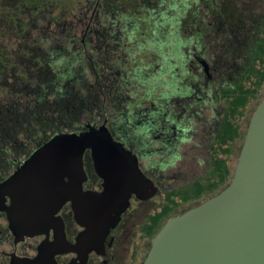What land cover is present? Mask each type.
I'll return each mask as SVG.
<instances>
[{
    "label": "trees",
    "instance_id": "16d2710c",
    "mask_svg": "<svg viewBox=\"0 0 264 264\" xmlns=\"http://www.w3.org/2000/svg\"><path fill=\"white\" fill-rule=\"evenodd\" d=\"M91 16L94 35L106 40L113 31L124 34L132 50L144 43L162 52L171 38L178 51L188 45L180 73L187 79L186 90L199 96L200 80L190 79L184 67L190 58L200 68L204 61L212 74L208 84L214 96L209 102L222 105L208 132L205 172L191 184L163 191L159 206L143 224L150 243L168 219L187 205L214 197L232 178L230 164L236 165L249 121L264 99V0H0V182L44 141L79 131L84 116L90 118V108L81 107L79 87L108 99L101 74L91 82L82 74V66L97 64L95 56L84 55L82 32L68 31L87 25L82 20ZM150 68L138 69L141 81L149 80ZM157 169L162 179L163 171ZM7 233L0 222V235ZM5 240L0 238V264H10L1 253Z\"/></svg>",
    "mask_w": 264,
    "mask_h": 264
},
{
    "label": "water",
    "instance_id": "95a60500",
    "mask_svg": "<svg viewBox=\"0 0 264 264\" xmlns=\"http://www.w3.org/2000/svg\"><path fill=\"white\" fill-rule=\"evenodd\" d=\"M202 65L207 71L206 63ZM85 149L103 181L100 193L81 192ZM156 192L140 172L136 156L114 142L102 125L79 134H57L35 150L0 183V212L17 240L34 235L62 203L71 201L85 227L81 247L86 256L87 246L95 243L92 238L98 235L101 243L131 195L145 200ZM10 257V264H42L40 256ZM142 264H264V99L249 121L229 184L168 219L151 239Z\"/></svg>",
    "mask_w": 264,
    "mask_h": 264
},
{
    "label": "flooded vegetation",
    "instance_id": "af4514ba",
    "mask_svg": "<svg viewBox=\"0 0 264 264\" xmlns=\"http://www.w3.org/2000/svg\"><path fill=\"white\" fill-rule=\"evenodd\" d=\"M90 22L92 23V16L89 20H87L86 22L88 23L87 25L83 24L82 28H84V31L82 35L80 36L82 38L80 42L83 43L81 45L82 47L85 46L84 55L87 56L88 54H92L93 56H95V58L97 59V64L95 65V67L91 65L90 71H86L84 68V70L82 71V74L84 78H86V82L92 81V80L89 81L87 79V76H89L90 74H94L95 78L93 80H95L97 78L96 76L98 75V73L101 74V76H103L105 80L110 82V85L108 83V89H109L108 99H107L108 106L109 107H111V105L114 106L115 101H118L117 102L118 105H116L117 103L115 105L119 107L122 105V97H123L122 92H124L123 88L120 86L121 83L124 82V80H126L124 85L125 84L130 85L131 83L136 84L138 83V80H140V77L137 75V71L139 70L132 69V68L130 69V66H131L130 63L132 62L131 61V55H132L131 51H134L133 53L138 54L137 52L139 50L141 52H145L149 50V49L146 50V48H151V50H154V48L148 47V45L145 46V44L143 43L142 44L143 47H139L137 48V50H134L136 49L134 47V49L132 50V47L129 41L127 40V36L124 34L118 35L114 31L111 32V34H113L112 36L107 37L106 40H102L101 36L94 35L96 34V32H94L96 29V26L94 25L90 26ZM116 35L118 36L116 37ZM90 38L93 40L89 42L88 41L85 42L86 39H90ZM98 39H100L102 43ZM117 43L121 44L122 48ZM99 44L101 46H99ZM99 49L100 50L102 49L105 51L102 54L101 58L97 54V53H100ZM154 53H152V55ZM156 54L158 55V58L160 59L161 58L160 52L159 53L157 52ZM156 54H154V56ZM104 57H105V60L107 61L106 69L103 63ZM99 59H101L100 64L98 63ZM188 61H189V66H187V70L189 73L191 72V74H189L190 79L197 77V80H200L202 84V88L197 91V95H199L197 96V99H200L202 97V94H203V97H206L205 96L206 91H207L206 94H208V92L210 93V89H208L206 86H209L208 78L212 76L211 69L209 65L206 63L208 70L207 71L204 70V67L202 65V62L204 61L201 62V66H202L201 68L199 66L196 67L195 63L198 64L197 59L190 58ZM184 62H187V60L184 59L183 62H181L179 65L182 66ZM194 66L196 68H194ZM198 68L202 69L201 75L199 73L197 75L195 74ZM127 69H129V71ZM194 69L195 71L193 73ZM200 69L198 70L200 71ZM203 73L205 75H203ZM175 75L176 73L172 74V77ZM114 78L118 79V83L115 81ZM176 78L177 77L175 76L174 80ZM81 88L79 87L80 92L83 89ZM175 93L177 94V92ZM128 95L131 96L130 93ZM170 95L172 94L170 93ZM163 98H164L163 95L155 98V101L153 102L156 103V106L158 108L160 106V108L155 109L154 112H151V114H149V112L144 108V106L140 105L142 103L141 100H133L131 101L132 104L130 105V107H128V110L126 109L124 110L125 108L124 107L122 111L119 110L117 112V114L121 115V120L118 123H117V120H118L117 116L113 118L109 114V118L114 120V122H110L109 124L106 121H102L100 119H96L95 117H92V113L90 112L89 113L90 118H88L87 116H84L81 122V127L79 128L80 129L79 131L64 132V133H59V134H69V133L79 134L85 131L87 127H94L98 129L102 125L105 126L109 124L107 125L108 127L107 130L112 136L113 141L121 144L122 147L132 152V154L136 156L137 162H138V168L140 172L144 175V177L148 178L151 181L148 174L142 171L141 169V165H140L141 158L142 156H145L147 153L145 154L146 151L141 152V148L139 144H141V146L143 147H147L148 145L151 146V143L158 142V144L160 145L159 147L160 149H156L155 152L162 155L163 151L165 150V152H168L169 155L172 156L171 158L168 159V161L172 162L176 153H178L177 152L178 148L173 151L172 149L169 151V148H170L169 146L173 148V146L177 147L187 141H192L193 139L196 140L195 135L189 134L190 127L188 126V124L186 125V123L183 122V119L176 120L177 119L176 114H179L178 112L172 114V112L168 110L167 112L170 114V116L163 118L164 112L161 107L162 103L168 104V102L171 101L173 96L168 95V97L165 99L166 101L163 100ZM178 98L179 100H182L181 108L183 109L185 106L184 102H186L188 98L193 99L195 97L193 94L190 95V92L189 90H186V85H185L183 93ZM102 106H104L103 103H102ZM108 106L107 108H105L104 106L103 108H100V110L102 109V111L106 113L108 110ZM143 117L145 118L156 117L155 119L156 121L152 124L149 123L150 125L148 124V122L142 123V126L143 125L144 126L143 127L141 126L142 128L141 131L143 132L140 134H142V136H145L146 138L141 137L142 138L141 139L139 134H133L132 131H135L136 130L135 128H138L137 127L138 122L144 121ZM145 121H147V119ZM212 125L214 124L213 123L208 124L207 125L208 127L204 128L205 133L202 137V142H205V144L208 143L207 140H209V135H210V134L208 135V132L210 128L212 127ZM130 128L133 130L128 132ZM126 129H127L126 136H128L127 138L124 136H121L122 131H125ZM158 135L159 136L165 135V137L159 138ZM148 136H151L152 138L147 139ZM52 137L44 141L35 150L41 147L44 143L48 142ZM131 140L134 141L133 146L130 143ZM35 150H33L29 154V156H27L23 161H21V163L17 165V167H15L10 172V174L0 183L6 181L10 176H12L17 171V169L23 164V162L26 161ZM205 156L208 158L207 150H205V155L203 156L204 158H201L200 156L201 165L203 161L204 162L206 161ZM82 167H83L84 177L81 178V182H80L81 192L83 194L84 193H100L102 191L103 181L98 176L96 171L94 170V165H93V161H92V157H91V153L89 149H85L83 152ZM203 168L205 170V167ZM161 180L164 181V178L162 177ZM64 181L67 182L68 179L64 178ZM192 182H194V180ZM184 185H186V183L180 186H184ZM156 189H157V192L153 196L145 200L141 198L142 196L138 198L135 195H131L129 198V204L127 208L122 212V214H120L119 219L117 223L114 225V227H111L108 230V232L105 234L101 243L98 241V237H99L98 235H95L94 238H92L94 239L95 243L89 244L87 246V247H90V250L86 254V256H84V251L82 249L83 247H81L82 246L81 238L83 237L85 227L83 225V220L76 218L74 211L72 209L71 201H66L62 203L59 209L57 210V212L55 213L54 218L49 219L48 220L49 222L45 227L36 230V233L35 234L33 233L34 235L23 236V238L18 237L17 240L15 239V237L11 234L10 230L8 229V222L6 220L5 213L0 212V222L6 226L7 231H8L6 235H2V236L0 235L1 236L0 238H3V236L6 237L3 250L1 251V253H3L5 256L8 257L9 262L11 260L10 256L14 255L17 258L29 259V260H34L38 256H40L41 257L40 260L42 264H48L50 262L52 264H125V260L123 259L124 257L120 256V253L123 247L122 244H124L125 241H129L128 237L133 231L134 234L138 235L140 246L137 249L136 248L134 249L131 259H129V262L127 264H142L143 260L145 259L147 249H148L147 243H146L147 239H146V235H145V231L143 227V224L148 215L144 213L143 219L135 223L133 228H130V225L133 223V220L136 218L137 213L141 212V209L143 208L146 202H148L155 196L156 197L158 195L162 196L163 191L169 188L167 186H164L163 188H156ZM9 204H10V201L8 198H6L5 205L8 206ZM190 206H194V205L193 204L187 205L185 208L190 207ZM6 248H8L9 250L6 251Z\"/></svg>",
    "mask_w": 264,
    "mask_h": 264
},
{
    "label": "rangeland",
    "instance_id": "374dc122",
    "mask_svg": "<svg viewBox=\"0 0 264 264\" xmlns=\"http://www.w3.org/2000/svg\"><path fill=\"white\" fill-rule=\"evenodd\" d=\"M139 18V16H138ZM80 19V17L78 18ZM69 20H73L72 18ZM88 19H83L82 22L86 23ZM85 25V24H84ZM75 28H70L68 29V27H65V30L68 29V31L70 30L71 32H80L84 31L83 24L79 27V25H75ZM143 30V29H141ZM105 32V31H104ZM82 33H80L79 36L82 35ZM174 37V36H173ZM160 38V36H159ZM175 38V37H174ZM158 39V38H157ZM103 40V39H102ZM159 42V40H157ZM171 42V44L169 45L170 47H165L162 49V52H160V56L161 58L158 59L156 56H153L152 53H154V50H151V48H148V51L145 52H141L140 50L137 52L138 56L136 55L135 58L131 59V63H130V69H140V71H144L146 69V67H149V65L151 66L150 68V77L149 80L147 82H143L138 80V83L133 84L131 83L130 85H124L125 81L121 83V87L123 88V97H122V107L121 106H116L118 105V101H115L114 106L111 105V107L108 106V100L104 99V97L97 95L94 96L91 92V94H88V91H86L85 86H82L83 89L81 90V94L80 96L82 97V104L81 107L85 108L88 107L91 110L87 111L88 113H92V117H95L96 119H100L102 121H106L110 124V122H114L113 119L109 118V114L111 117H116L118 118L117 123L121 120V115L117 114V112L120 110L122 111L123 108L124 110H128V107H130V105L132 104L131 101L133 100H141L142 103L140 104L141 106H144V108L149 112V114H151V112H154L155 109H159L156 106V103L153 102L155 101L156 97H159L161 95L166 97L169 96H173V98L171 99V101L168 102V104H163L162 103V109H163V118L170 116V114L167 112L168 110H170L173 113H179L176 114L177 115V119L176 120H180L183 119V122L186 123V125L188 124V126L190 127L189 130V134L195 135L196 136V140H192V141H187L185 143H182L179 146H173V148L171 146H169V151L172 149L175 150L178 148V153H176L175 157L173 158V161H168L169 158H171L172 156L169 155L168 152H165V150L163 151L162 155L158 154L157 152H155L156 149H160V145L158 144V142L155 143H151V146H147V147H143L140 145L141 148V152H145V156H142L141 161H140V165H141V169L142 171L146 172L148 174V176L150 177L151 181L154 183L153 185L155 186V188H163L164 186H167L169 189H175L178 188L180 185L186 183H191L193 180H195L196 178L199 177V175H201L205 170L201 165V158H204L203 156L205 155V142H202V137L205 133L204 128L208 127V124H216V116L219 114L218 110L220 107H222L221 104H219L218 102H213L212 104H210V99H212V97L214 96V93L212 92V89L210 90V93L206 91L205 96L202 97L200 99H197V97L195 98H188V100L185 103L184 108L182 109V100H179V96H181V94L184 91V87L186 85V78H183L180 76L181 73V69L182 66H180L179 64L181 62H183L184 58H186L187 56V49H189V46L186 45L184 49H180V51H178V49H176V47L178 46L177 42H173L175 41V39L171 38L169 40ZM161 43H163L162 41H160ZM99 46H101L99 44ZM154 48V47H153ZM159 48H161L159 46ZM100 53H97L100 58L102 57V54L105 52L104 50H100ZM134 51H131V53L133 54ZM159 53V52H158ZM156 54V53H154ZM139 57V58H137ZM104 60V67L106 69L107 65H106V60L105 57L103 58ZM128 62V61H127ZM141 66V68H140ZM85 68L86 71H90L91 67L89 65H84L82 66ZM194 68H196L194 66ZM190 69V67H189ZM199 69V68H198ZM129 71V69H127ZM184 71H188L187 67H184ZM195 71V69L193 70V72ZM145 72V71H144ZM176 73V79H172V74ZM199 74L201 75L202 72L201 70L199 71ZM214 77H216V74H213ZM95 78L94 74H90L89 76H87V79L89 81L93 80ZM182 78V79H181ZM115 81L118 83V79L114 78ZM107 81V80H106ZM107 83L110 82L107 81ZM136 85V86H134ZM78 86V85H77ZM214 86V85H213ZM209 89V86H206ZM175 90V91H174ZM177 90V91H176ZM134 92V93H133ZM177 92V94L175 93ZM131 94V96H129L128 94ZM170 93L172 95H170ZM179 93V95H178ZM195 96V94H194ZM208 96V97H207ZM88 97V98H87ZM84 98H87L86 101H84ZM192 99V100H191ZM179 100V101H178ZM88 101V102H87ZM92 103V104H91ZM105 108H107L108 106V110H107V114L105 112L102 111V109L100 110V108H103L104 106ZM177 106V107H175ZM99 108V110H98ZM181 108V109H180ZM110 109V111H109ZM72 111V110H70ZM171 114V115H172ZM217 114V115H216ZM135 117V116H134ZM133 119V118H132ZM144 121L138 122L137 123V127L132 131L133 134H139L140 138L141 137H145L142 136L143 131L141 126L143 122H148V124H152L154 123L156 120V117H152V118H145L143 117ZM147 119V121H145ZM152 119V120H151ZM86 120V119H85ZM101 121V122H102ZM103 123V122H102ZM107 124V123H106ZM107 124V125H109ZM149 124V125H150ZM106 126V128L108 129V127ZM144 126V125H143ZM142 126V127H143ZM128 127V126H127ZM126 127V128H127ZM133 129H129V131H131ZM127 129L125 131H122L121 136L124 137H128L126 136L127 134ZM156 136V135H154ZM159 136V135H158ZM165 135H160L159 138H164ZM146 138V137H145ZM152 138L151 136H148L147 139ZM142 139V138H141ZM142 141V140H141ZM140 141V142H141ZM134 141H130L131 145L133 146ZM196 144V145H195ZM198 144V145H197ZM161 153V152H160ZM174 155V154H173ZM201 156V158H200ZM200 159V160H199ZM163 164V165H162ZM162 169L163 171V178L164 181H162L158 175L160 174L157 168ZM231 168L235 167V163H231L230 164ZM160 170V169H159ZM161 171V170H160ZM194 178V179H193ZM162 196L158 195L157 197H153L151 200H149L148 202H146L143 206V208L141 209V212H138L136 215V218L133 220V223L130 225V228H133L134 224L139 222L140 220L143 219V214H149L151 212H153L157 206H159L160 201H161ZM131 232V230H130ZM129 241H125L124 244H122V251L120 253V256L124 257L123 259L125 260V264H127L129 262V259H131V256L133 254L134 249L138 248L140 246L139 243V239H138V235L134 234L133 231L131 232L130 236L128 237ZM147 244V248L149 247V241L146 240ZM9 249L6 248V251H8Z\"/></svg>",
    "mask_w": 264,
    "mask_h": 264
},
{
    "label": "bare ground",
    "instance_id": "6f19581e",
    "mask_svg": "<svg viewBox=\"0 0 264 264\" xmlns=\"http://www.w3.org/2000/svg\"><path fill=\"white\" fill-rule=\"evenodd\" d=\"M74 200H77V198L76 197H74V196H71Z\"/></svg>",
    "mask_w": 264,
    "mask_h": 264
}]
</instances>
